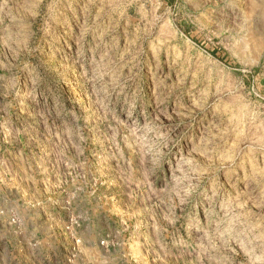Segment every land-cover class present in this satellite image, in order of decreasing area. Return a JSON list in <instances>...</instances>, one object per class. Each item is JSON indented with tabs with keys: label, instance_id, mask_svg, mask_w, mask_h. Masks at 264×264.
<instances>
[{
	"label": "rangeland",
	"instance_id": "rangeland-1",
	"mask_svg": "<svg viewBox=\"0 0 264 264\" xmlns=\"http://www.w3.org/2000/svg\"><path fill=\"white\" fill-rule=\"evenodd\" d=\"M0 264H264V0H0Z\"/></svg>",
	"mask_w": 264,
	"mask_h": 264
}]
</instances>
